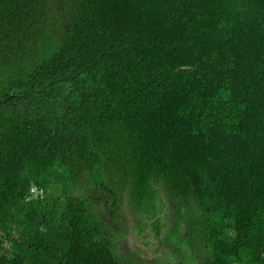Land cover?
I'll use <instances>...</instances> for the list:
<instances>
[{"label":"trees","instance_id":"trees-1","mask_svg":"<svg viewBox=\"0 0 264 264\" xmlns=\"http://www.w3.org/2000/svg\"><path fill=\"white\" fill-rule=\"evenodd\" d=\"M159 189L195 264H264V0H0V264H122L98 215Z\"/></svg>","mask_w":264,"mask_h":264},{"label":"rangeland","instance_id":"rangeland-1","mask_svg":"<svg viewBox=\"0 0 264 264\" xmlns=\"http://www.w3.org/2000/svg\"><path fill=\"white\" fill-rule=\"evenodd\" d=\"M26 111V108L24 109ZM154 208L148 209L146 214L148 216H153L158 213L161 214L163 212V216L165 217H158L157 222L160 223V232L155 234V236H151V233L154 232V226L152 223H146V226L142 225V232L139 233L137 228H133V225H136L135 215L130 211L128 207L127 200L125 196H123V200L120 202V212H114L115 218L121 224L123 228H119L118 222H115L114 219H110L108 215L103 211L99 213L100 218L107 219V223L109 226V221L114 222V235L117 232L123 233L124 235L128 232V238L126 241H119L124 244L125 250L122 248V245L118 243L117 247L121 249L118 251L119 254H123L122 256L123 261L122 264H195V257L190 254H187V246L185 242H182L177 237L180 236L181 233L184 231V224L179 225L178 230L176 233H173L171 239H158L164 237L165 233L167 232L168 228L171 227L173 223V216L174 212L171 209L172 200L167 198L166 195L159 189L158 195L153 200ZM141 217H145L144 214L138 213ZM166 222V223H163ZM146 227L147 231L144 229ZM144 231V232H143ZM126 235V236H127ZM158 239V241L156 240ZM132 239V240H131ZM155 239V240H154ZM125 242V243H124ZM174 247L176 249H180V254L176 255L172 252L171 248ZM132 253V254H131Z\"/></svg>","mask_w":264,"mask_h":264},{"label":"clouds","instance_id":"clouds-1","mask_svg":"<svg viewBox=\"0 0 264 264\" xmlns=\"http://www.w3.org/2000/svg\"><path fill=\"white\" fill-rule=\"evenodd\" d=\"M161 191H162V189H161ZM158 192H159V190H158ZM163 192V191H162ZM28 193L30 194V196L31 197H38V198H41L42 196H43V193H42V190L41 189H39V188H36V187H30L29 188V190H28ZM164 193V192H163ZM165 194V193H164ZM158 195V194H157ZM166 195V194H165ZM171 209H172V207H171ZM173 210V209H172ZM160 216H162V217H165V216H163V212L161 213V214H159V215H157V217H160ZM174 216H173V223H172V225H171V227L173 226V224L175 223L174 222ZM180 221H181V225H183L184 224V222H183V220L182 219H180ZM110 222V221H109ZM163 223H166V222H164L163 221ZM183 223V224H182ZM116 225H118V227L119 228H123L122 226H121V224L120 223H118V224H116ZM184 226V225H183ZM135 227V225H133V228ZM171 227H169L168 228V230H167V232L165 233V235H164V237H166L167 236V234H168V232H169V229L171 228ZM146 231H147V229H145ZM157 230H158V228H156V229H154L153 231L154 232H152L151 233V236L153 235V236H155V234H157L158 235V233L160 232V228H159V232H157ZM184 230H185V227H184ZM128 232L129 231H127L126 232V234L124 235L123 233H120V232H117L116 233V235H114V231H113V233H112V236L113 237H115V239H114V243H115V250H116V252H118V251H120L121 249H119L118 247H117V245H118V243H120L121 245H122V248L125 250V246H124V244H122V242H119V241H124V239H125V241L127 240V239H129L128 237ZM142 232V231H141ZM144 232V231H143ZM140 233V232H139ZM147 234H148V237H149V232L147 231L146 232ZM155 233V234H154ZM128 234V235H127ZM127 235V236H126ZM164 237H162L161 239H164ZM158 239H160L159 237H158ZM158 239L156 238V240L158 241ZM132 240V239H131ZM155 240V239H154ZM125 243V242H124ZM169 249H171V248H169ZM132 254V253H131ZM120 256H124L123 254H119Z\"/></svg>","mask_w":264,"mask_h":264}]
</instances>
